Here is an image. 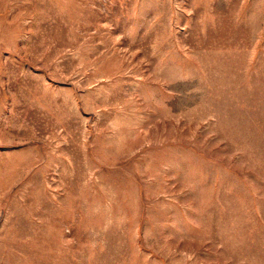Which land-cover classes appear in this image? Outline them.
<instances>
[{
  "label": "rangeland",
  "instance_id": "1",
  "mask_svg": "<svg viewBox=\"0 0 264 264\" xmlns=\"http://www.w3.org/2000/svg\"><path fill=\"white\" fill-rule=\"evenodd\" d=\"M0 264H264V0H0Z\"/></svg>",
  "mask_w": 264,
  "mask_h": 264
}]
</instances>
